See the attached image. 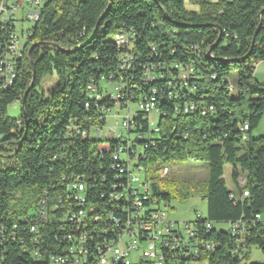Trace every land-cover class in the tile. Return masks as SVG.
Listing matches in <instances>:
<instances>
[{"label": "trees", "instance_id": "1", "mask_svg": "<svg viewBox=\"0 0 264 264\" xmlns=\"http://www.w3.org/2000/svg\"><path fill=\"white\" fill-rule=\"evenodd\" d=\"M188 2L198 10L188 9L186 0H46L24 47L16 82L0 91V232L21 224L45 191L56 201L63 196L62 175L85 173L89 179L103 171L99 141L68 138L67 127L75 119L97 116L103 106L110 108L107 101L99 108L94 103L86 108L91 102L88 86H99L103 78L116 75L119 49L114 35L132 29L138 35L140 62L161 64L162 72L161 78L145 83L137 70L126 88L134 94L133 102L158 90L160 133L145 149L144 165L185 159L207 163V216L201 222H210L213 229L206 233L196 227L197 240L220 243L217 251H211L213 264L248 263L253 247L264 254V135H253L264 118V84L254 78V64L264 62V0ZM5 40L0 30V50ZM152 44L159 58L153 57ZM174 63L193 64L196 77L189 79V87L180 89V71ZM46 78L56 79L47 94L39 90ZM31 84L34 87L24 99ZM171 91H178V98ZM186 102L197 109L184 114ZM16 103L22 106L17 120L8 114ZM137 120L147 133L146 118L139 113ZM146 142L139 141L142 146ZM103 160L108 167L110 156ZM227 165L233 167L239 196L226 186ZM240 178L246 180L243 186ZM246 191L249 196L243 198ZM152 196L170 203L169 195L158 194L157 184L152 185ZM88 198L114 211L100 184ZM240 221L247 232L244 260L233 250L227 228L216 227ZM7 250L8 264H33L14 248Z\"/></svg>", "mask_w": 264, "mask_h": 264}, {"label": "built area", "instance_id": "2", "mask_svg": "<svg viewBox=\"0 0 264 264\" xmlns=\"http://www.w3.org/2000/svg\"><path fill=\"white\" fill-rule=\"evenodd\" d=\"M210 1L218 3L222 0ZM45 2L8 0L6 3L0 17V30L6 39L0 50V91L16 82L24 44L32 34V28H27L19 35L17 22L36 24ZM18 13H21L20 18ZM113 39L119 49L116 75L108 80L103 78L99 86L89 84L91 102L86 103V108H90L91 103L99 108L107 101L110 108L103 106L97 116L75 119L67 127L68 138L77 136L99 141L97 155L103 161V173H95L96 177L89 179L85 173L62 175L63 196L56 201L57 198L51 199L45 191L32 212L21 218V224L13 225L11 230L1 228L0 264H8L7 249L10 247L21 257H28L33 264H213L211 251H217L220 243L208 239L209 253H200L196 241L192 240V227L210 233L213 225L201 222L200 212L195 213L194 221H173L170 203L152 196V185L157 183L149 178L150 166L144 163L148 161L145 149L160 133L159 126L150 118L152 114L160 116L158 90L152 89L149 95L144 94L139 101L133 102L134 94L127 93L126 88L133 82L131 78L137 70L141 71L142 82L161 78V64L140 62L136 31L121 29ZM150 47L153 57L159 58L156 47L153 44ZM173 66L180 71V89L189 87V79L196 77L193 64L184 67L174 63ZM111 85L113 91H110ZM168 85L177 90L172 82ZM177 93L171 91L175 98H178ZM196 109L193 102H186L183 113L189 114ZM209 111L212 112L213 107ZM139 113L147 120V133H143V125L137 120ZM244 129L248 130V126ZM144 139L149 142L142 146L139 141ZM105 155L110 156L108 167L103 160ZM168 173L167 167L161 168L162 178ZM243 181L246 180L239 179L240 186ZM98 184L106 192L114 211L90 202L88 195ZM248 196L249 192H244L243 198ZM227 230L234 239L233 250L244 260L245 225L241 221L230 223Z\"/></svg>", "mask_w": 264, "mask_h": 264}, {"label": "rangeland", "instance_id": "3", "mask_svg": "<svg viewBox=\"0 0 264 264\" xmlns=\"http://www.w3.org/2000/svg\"><path fill=\"white\" fill-rule=\"evenodd\" d=\"M45 2V0H43ZM186 7L190 10H198L195 5H190L186 0ZM21 13H18L20 18ZM35 24L28 22H17V32H22V29L33 28ZM26 45V43L24 44ZM56 84L55 78H46L43 80L40 91L48 93ZM114 90V86H110V91ZM121 114V112L119 111ZM8 114L12 119H19L22 116V106L19 103L14 104L8 110ZM151 121L159 124L160 116L152 114ZM113 124V123H111ZM261 129L255 131V136H259L261 131H264V118L260 125ZM259 130V131H258ZM261 130V131H260ZM3 137L0 136V140ZM167 167L169 173L161 177V168ZM233 167L227 165L224 169V178L226 186L230 191H233L237 196L239 192L236 184L232 179ZM147 173V172H146ZM148 176L157 183L158 194L170 196V217L173 221L184 223L191 222L195 219V213L200 212L202 216H207V202L204 199L206 195V186L209 177L207 163L197 160L185 159L176 161L163 166H150L148 168ZM247 178V175H244ZM218 229H226L225 225H217ZM250 260L243 264H264V254L257 247L250 249Z\"/></svg>", "mask_w": 264, "mask_h": 264}, {"label": "bare ground", "instance_id": "4", "mask_svg": "<svg viewBox=\"0 0 264 264\" xmlns=\"http://www.w3.org/2000/svg\"><path fill=\"white\" fill-rule=\"evenodd\" d=\"M6 3H8V0H2L0 3V17H2V13L4 11V9L6 8ZM30 35H28L29 38ZM27 38V41H28ZM23 57V54H22ZM17 78V75H16ZM258 219H260V216H257ZM197 228L196 227H192V240L196 241V246H197V251H200V253H205V252H209V243H201L197 240ZM237 253V251H235Z\"/></svg>", "mask_w": 264, "mask_h": 264}, {"label": "crops", "instance_id": "5", "mask_svg": "<svg viewBox=\"0 0 264 264\" xmlns=\"http://www.w3.org/2000/svg\"><path fill=\"white\" fill-rule=\"evenodd\" d=\"M254 78L256 81H258L260 84H264V62H259L255 68L254 72ZM262 123V122H261ZM258 129H261L260 126ZM259 131V130H258ZM261 131V130H260ZM260 135H264V131L259 132ZM254 136L256 135L255 133L253 134ZM264 218V217H263Z\"/></svg>", "mask_w": 264, "mask_h": 264}, {"label": "water", "instance_id": "6", "mask_svg": "<svg viewBox=\"0 0 264 264\" xmlns=\"http://www.w3.org/2000/svg\"><path fill=\"white\" fill-rule=\"evenodd\" d=\"M34 47H35V45L31 46L30 49L28 50V53H27L28 57H31V54L33 52ZM210 55H211V51L208 53L207 56L210 57ZM33 87H34V84H31V86L29 87V89L25 93L24 99H26L27 95L30 93V91L33 89ZM23 109H24V105H23Z\"/></svg>", "mask_w": 264, "mask_h": 264}]
</instances>
